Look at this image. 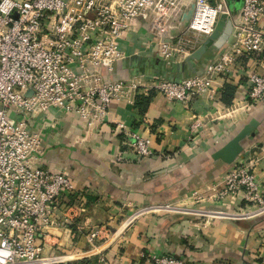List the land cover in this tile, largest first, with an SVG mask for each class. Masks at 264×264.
Instances as JSON below:
<instances>
[{
	"label": "crops",
	"instance_id": "1",
	"mask_svg": "<svg viewBox=\"0 0 264 264\" xmlns=\"http://www.w3.org/2000/svg\"><path fill=\"white\" fill-rule=\"evenodd\" d=\"M242 5L243 0H233V17L240 15ZM259 26L264 29V16ZM159 41L152 29L120 41L121 50L135 57L134 67H141L146 88L139 94L150 95L145 114L135 101H113L100 125L88 126L66 112L33 120L43 148L33 165L67 175L74 186L72 195L57 199L45 252L70 255L68 264H153L148 259L167 255L187 264H264V213L232 217L240 200L223 206L225 200L218 197L234 162L227 160L233 152L225 151L235 141L241 158L238 152L234 160L252 158V165L259 159L252 172L264 194V100L257 105L246 101L248 86L239 63L230 80L215 83L213 97L167 101L151 90L157 75L181 80L200 72L221 49L217 41H209L191 69L183 63H159ZM130 64L116 63L113 73L105 69L106 80L128 79ZM227 84L236 87L231 106L222 101ZM131 131L150 141L151 156H137L127 136ZM200 201L203 205L194 206ZM63 219L69 221L63 225ZM99 228L108 232L89 243L88 235Z\"/></svg>",
	"mask_w": 264,
	"mask_h": 264
},
{
	"label": "built area",
	"instance_id": "2",
	"mask_svg": "<svg viewBox=\"0 0 264 264\" xmlns=\"http://www.w3.org/2000/svg\"><path fill=\"white\" fill-rule=\"evenodd\" d=\"M263 16V0H243L238 17L226 0H0V264L71 262L70 255L45 252L57 199L72 195L74 186L67 175L33 165L43 150L41 136L32 130L36 117L66 112L88 126L105 123L113 101L132 103L145 87L135 57L120 48L125 35L152 29L160 37L159 63L181 64L211 39L222 20L231 21L233 31L211 62L179 81L157 75L151 90L170 102L213 97L215 83L230 80L240 63L246 101L257 105L264 100ZM123 60L131 63V77L106 80L105 69L113 73ZM192 62L194 69L200 61ZM127 136L138 157L152 155L148 139L134 131ZM238 196L253 211L230 216L264 213V206L257 208L264 205L257 179L245 166L227 173L218 194L231 201ZM104 232H91L89 243ZM148 262L187 264L169 255Z\"/></svg>",
	"mask_w": 264,
	"mask_h": 264
},
{
	"label": "water",
	"instance_id": "3",
	"mask_svg": "<svg viewBox=\"0 0 264 264\" xmlns=\"http://www.w3.org/2000/svg\"><path fill=\"white\" fill-rule=\"evenodd\" d=\"M228 6H229V9L231 11V7H232V2L233 0H226ZM232 31H233V24L231 21H225V20H222L219 22L218 26H217V29H216V32L212 35L211 39L208 40L201 49H199L196 53H194L191 57H189L185 63H183L184 65L187 64L190 68L193 67V60H201L203 58V52L205 51L206 49V46L208 45L207 43L209 41H217L216 43V47H218L219 49L222 48L227 40L229 39V37L231 36L232 34ZM179 81V80H178ZM29 95H31V93H29ZM238 143L235 141L233 142L231 145H229V148H227V150L225 151L226 155H228L231 151L233 152V155H231V157H227V160L232 162L234 161L235 159V156L236 154L238 153L237 152V148L238 147Z\"/></svg>",
	"mask_w": 264,
	"mask_h": 264
},
{
	"label": "rangeland",
	"instance_id": "4",
	"mask_svg": "<svg viewBox=\"0 0 264 264\" xmlns=\"http://www.w3.org/2000/svg\"><path fill=\"white\" fill-rule=\"evenodd\" d=\"M115 79L118 80V79H119V76H116ZM249 103L252 104L251 102H249ZM237 152H239V153H238V155H239V154H240V149L237 150ZM238 155H237V156H238ZM263 157H264V154H263ZM237 158L240 159V158H241L240 155H239ZM261 158H262V157H261ZM238 159L234 160V162H233L231 168L229 169V171H230L231 169H233V168L243 167V166L250 168L251 171H252V170L254 171V170H255V167H256V162L259 161V159H256V161H254V164L250 165V163L253 162L252 158H248L247 160H245V159L238 160ZM249 159H250V160H249ZM226 175H227V174H226ZM262 197H263V200H264V194H262ZM239 200H240V203H241V204H238V203H237V207H236V208L234 209V211H232V213H230V214H236V213H249V212H252V211H253L252 209H247V207L245 208V206H246V205L249 206V204H248L246 201H244V200L242 199V197H239V196L237 197V199H236L235 201H231L230 199H226L225 202H223V206H229V205H230L229 203L239 202ZM242 202H243V203H242ZM202 203H203V202L200 201L198 204H194V206H195V205H203ZM263 206H264V205H260V206H258L257 208H260V207H263ZM241 209H242V210H241Z\"/></svg>",
	"mask_w": 264,
	"mask_h": 264
},
{
	"label": "trees",
	"instance_id": "5",
	"mask_svg": "<svg viewBox=\"0 0 264 264\" xmlns=\"http://www.w3.org/2000/svg\"><path fill=\"white\" fill-rule=\"evenodd\" d=\"M264 1V0H263ZM236 95V87L227 84L222 97V101L225 105L231 106ZM150 95L138 94L135 98V106L140 114H145L149 108Z\"/></svg>",
	"mask_w": 264,
	"mask_h": 264
}]
</instances>
